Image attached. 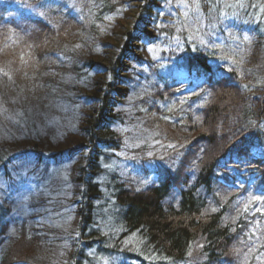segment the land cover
<instances>
[{
  "label": "trees",
  "instance_id": "1",
  "mask_svg": "<svg viewBox=\"0 0 264 264\" xmlns=\"http://www.w3.org/2000/svg\"><path fill=\"white\" fill-rule=\"evenodd\" d=\"M0 264H264V0H0Z\"/></svg>",
  "mask_w": 264,
  "mask_h": 264
}]
</instances>
